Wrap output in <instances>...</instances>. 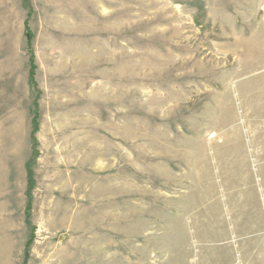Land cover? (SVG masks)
Returning a JSON list of instances; mask_svg holds the SVG:
<instances>
[{"label": "rangeland", "instance_id": "obj_1", "mask_svg": "<svg viewBox=\"0 0 264 264\" xmlns=\"http://www.w3.org/2000/svg\"><path fill=\"white\" fill-rule=\"evenodd\" d=\"M0 264H264V0H0Z\"/></svg>", "mask_w": 264, "mask_h": 264}]
</instances>
